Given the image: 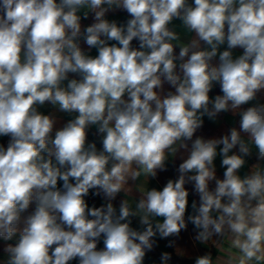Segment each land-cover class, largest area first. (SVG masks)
I'll use <instances>...</instances> for the list:
<instances>
[{
  "label": "clouds",
  "instance_id": "clouds-1",
  "mask_svg": "<svg viewBox=\"0 0 264 264\" xmlns=\"http://www.w3.org/2000/svg\"><path fill=\"white\" fill-rule=\"evenodd\" d=\"M261 94L264 0H0V264H147L159 240L174 264L189 224L193 248L227 236L225 264H264ZM170 158L176 177L146 187Z\"/></svg>",
  "mask_w": 264,
  "mask_h": 264
},
{
  "label": "crops",
  "instance_id": "crops-1",
  "mask_svg": "<svg viewBox=\"0 0 264 264\" xmlns=\"http://www.w3.org/2000/svg\"><path fill=\"white\" fill-rule=\"evenodd\" d=\"M127 18H128L127 14L123 11H118L114 14L109 13L106 16V19H108L110 21L111 20H117L118 22H123ZM92 22L93 21H92L91 16H90L89 19L82 20V26H88ZM173 23L176 26V31H178L181 34L182 39L185 37L191 38L192 34L188 33L187 30L180 27V21L177 20V21H174ZM133 45L138 47V44L136 41H133ZM82 47H84L85 50L87 51L86 46H84L82 44ZM225 47H226V45L222 46L221 50H223ZM178 51H179V49L177 48L176 52L178 53ZM241 52H242V50H239V49L235 50L234 56L240 55ZM88 54L96 55L95 49L91 50ZM217 61H218V58H217ZM166 87H167V85H166ZM217 94H221L218 85L210 93V96L214 97ZM259 100H260V102H264V94L260 95ZM253 103H255V102H253ZM39 111H41L43 114H52V115L56 116V118L59 121L57 127L61 126V124L63 122H66L68 119L71 118L67 114L58 112V110L56 108H54L52 105L47 104V103L44 106L40 107ZM204 119H205L204 127L200 132L197 133V135H203L205 138H217L220 135L225 134L229 127L235 126L236 121L238 120V117H236L235 115H233L231 113H228V114H221V116L218 117L215 121H210L207 117H205ZM94 133H95V129L93 128L89 134V140L90 141L96 139V136L94 135ZM7 141H8L7 137H0V144H3L4 146H6ZM179 162H180V160H179V155H178L176 158L175 164L178 165ZM215 163L217 165V170H218L217 174H218V176H220V178H222L223 169L220 168V157L219 156L217 157ZM247 171H248V167L246 166L242 170V172H247ZM176 175H177V173L174 170L172 160L170 158L169 170L166 172L160 173L158 175L157 180H150L147 184L145 182V186L148 188H151V187H156L158 189L162 188L167 179L175 178ZM141 180L143 181V178H141ZM186 187L188 188V190L190 192L188 212L191 213L192 210H191L190 205H191L193 200H198V197L192 193L191 185H187ZM127 198L130 201L138 199V193L134 190L132 196H129ZM88 202H89L90 206L92 204H95L96 206H100V204L103 201L99 197L90 196L88 198ZM133 226H138L137 221L134 220ZM192 227L193 226L191 224H189L188 232L187 233H183V232L181 233L182 238L178 241L177 252L173 256L174 264H191V261L189 258L191 256L197 254V252H203L205 250H211L213 253L214 259L219 257L220 264H225V262L229 259V252L230 251L232 253L238 254L237 250L231 247V241L227 236H225L223 238L213 237L208 242H206L205 245H203V246L197 245L196 248H193L192 247V241H191V237L193 235ZM158 243H159V247L156 249V251L149 254L148 259H147V264H158V258H159V254L161 251L173 252L172 248H166L165 247V245L167 243L166 241L159 240ZM177 256H180L182 258H178Z\"/></svg>",
  "mask_w": 264,
  "mask_h": 264
},
{
  "label": "trees",
  "instance_id": "trees-1",
  "mask_svg": "<svg viewBox=\"0 0 264 264\" xmlns=\"http://www.w3.org/2000/svg\"><path fill=\"white\" fill-rule=\"evenodd\" d=\"M175 258V257H174Z\"/></svg>",
  "mask_w": 264,
  "mask_h": 264
}]
</instances>
